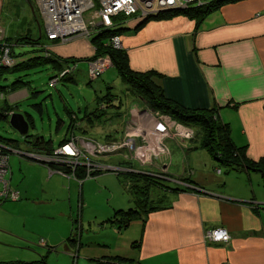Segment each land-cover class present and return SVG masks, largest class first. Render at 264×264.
Returning <instances> with one entry per match:
<instances>
[{"label":"crops","instance_id":"crops-1","mask_svg":"<svg viewBox=\"0 0 264 264\" xmlns=\"http://www.w3.org/2000/svg\"><path fill=\"white\" fill-rule=\"evenodd\" d=\"M137 22L129 20L118 34L129 67L155 71L152 79L163 94L184 106L214 108L236 145H245L253 159L264 156V0L227 1L199 22L184 14L150 18L136 27ZM69 40L72 38L62 42ZM46 42L63 57L86 56L63 54L54 50V42ZM14 98L7 97L9 101L20 97ZM137 107L133 120L143 118L140 108L144 106ZM145 123L137 125L145 128ZM163 148L156 160L164 173L192 185L183 186L168 177L171 185L151 186L154 207L142 210L121 229L109 224L115 236L113 231L103 233L107 234L104 241L96 242L103 248L92 257L119 255L137 264H264V182L260 173L247 169L234 171L240 176H217L222 170L214 171L215 162L195 139L169 135ZM96 173L86 177L103 176ZM103 174V187L110 185L107 180L113 176L125 193L108 202L107 213L135 206L130 191L134 182L129 179L130 184L125 185L128 177L123 173ZM86 177L70 176L81 185ZM76 199L80 217L83 201L79 191ZM81 225L78 240L68 242L77 247L94 244L90 238L83 242ZM216 226L226 228V241L205 237V231ZM111 238H115L113 242Z\"/></svg>","mask_w":264,"mask_h":264},{"label":"rangeland","instance_id":"rangeland-1","mask_svg":"<svg viewBox=\"0 0 264 264\" xmlns=\"http://www.w3.org/2000/svg\"><path fill=\"white\" fill-rule=\"evenodd\" d=\"M29 2L30 4L26 0H1L0 42L8 43L6 37L14 41L16 37H24L26 34L34 36V38L42 34L39 39L43 43L38 44V47L42 46L41 49H43L51 45L46 42L45 25L35 6V1L30 0ZM53 42L54 50L63 54L74 52L75 55H91L92 45L87 38L77 37L69 42ZM26 47L21 44L13 45L14 50L29 49ZM11 51L14 52L13 54L17 52ZM88 60L78 59L75 62V66L71 70L74 80L69 82L61 81L58 74L54 75L57 69L50 62L36 64L26 69L4 72L3 77L0 76V89L12 79L20 76L27 82L29 91H38L29 95V91L24 86H18L15 87L12 94L6 91L4 93L5 98L8 97L11 100H14V97H20L16 100L15 111L23 115L29 114L31 124L27 128L28 135H42L45 139H51L53 151L56 146H59L57 142L66 133V124L70 122L69 132L66 133L68 139L70 138L73 142V147L78 150V154L83 153L80 155L83 158L55 154V156L71 161L76 160V163L70 164L71 171L47 169L42 162L30 157V154H42L43 152L29 149L30 146L23 142V135L14 129L7 120H0V135L18 142V147H12L0 141L2 145L8 147L7 151L4 150L9 169L5 177L8 179L10 187L18 192L17 199L0 200V264H95V257H92V254L103 248L101 243L96 244V242L104 241L103 236L106 237L107 234L103 233L113 231L111 235L115 236V230L112 227L109 229L111 223L104 221L111 216L107 213L109 210L106 209L108 202L117 195H125L113 176L107 178L110 185L103 187V173L118 172L125 176L130 174L137 177L136 174L139 176L148 175L149 170L153 169L154 172L163 174L164 167L160 166L156 159L164 151L165 137L179 135L184 139H195L198 143V133L193 128L173 121L166 114H159L146 107L147 110L138 95L125 89L124 83L117 76L111 63L97 75L91 76L88 70ZM51 75L57 77L54 85L49 84ZM106 85H109L108 89L120 98L118 106L120 113L116 112L118 117L111 114L112 108L109 107L105 116L101 115L90 123L85 119L79 120V115L81 117L84 111L93 108L94 97L105 92ZM3 102L4 100L0 98V105ZM33 102H40L41 112H38L32 105ZM140 104L144 106V109L140 108L143 118L133 120L131 115L137 116L135 113L139 111L137 105ZM66 108L72 111L69 118ZM147 111L151 112L150 116ZM56 118L62 120L57 128H55ZM139 121L146 122L148 126L144 128L137 125ZM151 122L153 123L151 126L161 130L150 129L149 123ZM79 124L82 130L70 133L73 126ZM45 154L49 156L52 152ZM198 159L200 160V158ZM171 161H174V158ZM180 161L181 159L178 163ZM78 163L88 167L86 170L89 169V173L86 171L79 178L93 175L96 172L103 176L86 177L82 185L78 184L73 179L74 177L70 178L71 174L75 173L74 165ZM164 164L166 163L162 165ZM175 164L173 163V165ZM173 165L169 166V169H174ZM212 168L215 172L220 171L216 164ZM92 169H97V171L92 172ZM53 171H57L63 176L51 173ZM216 175L229 177L241 174L234 171L224 173L222 170L219 175ZM127 177L125 185L130 184V178ZM171 178L183 186L192 185V182L186 179L177 176ZM141 179L137 177V181ZM163 182L169 184L168 180H163ZM77 191L83 201L81 204L82 216L80 217L76 199ZM80 222H82L81 238L83 242L90 238L94 244L83 243L77 247L68 242L67 236L70 230L75 234L72 241L78 240L77 231ZM114 239L111 238V241L113 242Z\"/></svg>","mask_w":264,"mask_h":264},{"label":"trees","instance_id":"trees-1","mask_svg":"<svg viewBox=\"0 0 264 264\" xmlns=\"http://www.w3.org/2000/svg\"><path fill=\"white\" fill-rule=\"evenodd\" d=\"M30 1V0H28ZM227 1H236V0H207L204 4L199 6H190L187 8H176L170 10L160 11L154 15L147 16L145 18H139L136 27L142 25L144 22L148 21L150 18H165L171 17L177 14H184L191 19H194L196 22L201 21L204 16H206L210 11L219 7L221 4ZM126 24L123 23L124 26ZM117 26L110 29L101 30L98 34L94 35L89 41L92 45V52L89 56H61L54 52L49 45L48 47L42 46L38 47V44L41 45L43 41L39 38L42 36H31L26 34V36L16 37V39L11 40L9 37H6V41L12 47L13 45H24L29 47L27 50H14L12 47L11 50L17 51L15 54L12 52L13 56L16 57L15 61L11 64H4L0 62V76L3 77L4 72L13 71L16 69H26L30 66L50 62L57 69L55 76L58 74L61 81L69 82L73 81V74L70 71H64L59 74L63 69L74 64L78 59H92L97 56H105L109 59L111 66L115 69L117 76L124 83L125 89L131 93L138 95L144 102L145 106L152 111H157L159 114L168 115L173 121L179 122L182 125L188 126L196 130L198 133V145L206 150L211 159L215 162L223 172L228 171H243L247 169L256 170L260 173L262 180L264 182V156H261L257 159L249 157L246 153L245 145H236L230 135L227 123L221 121L214 108L206 107H187L177 101L165 96L163 94V89L161 86L157 85L152 76L156 74L153 70H143L137 71L129 67L127 63V57L125 51L120 47H113L109 42L108 38L114 35H118L123 29L127 26L121 27ZM53 42V41H52ZM45 43V42H44ZM26 47V48H27ZM51 75L49 78H51ZM24 86L28 91L27 82L22 79L20 76L12 79L7 85H3L0 89L2 95L0 98L4 102L0 105V120H7L9 114L12 111H15L16 101H9L5 98L4 93L12 92L15 87ZM106 91L101 95H96L94 97V106L89 111H84L82 116H78L79 120L85 119L87 122H91L94 119H98L99 116H105L107 113V108H112L111 114L116 116L118 111V106L120 104V98L108 88L109 85L105 86ZM38 92L37 90H30L29 95ZM32 105L41 112L40 102H33ZM10 109V110H9ZM71 110L66 108V113L69 118L71 116ZM117 114V115H118ZM110 115V116H112ZM109 116V117H110ZM118 117V116H116ZM24 118L27 121V124H31V118L28 113L24 115ZM69 120V119H68ZM8 121V120H7ZM62 123L60 118H56L55 128H57ZM70 122L66 124V133L69 132ZM81 131L82 127L79 125L73 126L70 133ZM64 134L61 139L58 140L57 145H61L63 142L68 140L67 134ZM30 137L29 139H27ZM0 141H3L5 144L11 145L12 147H18V142L15 139L7 138L0 135ZM23 142L27 143L31 150L38 152L51 153L52 152V141L51 139H45L42 135H28L27 133L23 134ZM8 150V147L4 145ZM133 160V159H131ZM42 162V161H40ZM44 163V162H42ZM45 164V163H44ZM46 167H49L53 170H62V171H71V165L67 162L53 161L46 164ZM55 168V169H54ZM75 173L72 175L74 178L82 177L86 172L84 164L78 163L74 167ZM97 169H92V172H96ZM155 170H149V174L137 175V177L142 178L140 181H137V177L134 175H126L130 177V181L133 183V198L135 206L129 207L126 209L115 210L110 217L106 220L109 223H114L117 229H121L126 225V223L138 216L142 210L154 207L155 199L149 195V188L151 186H168L163 182L169 176L164 173L154 172ZM160 172V171H158ZM89 173V169H88ZM118 173V172H117ZM91 175V174H90ZM85 177V176H84ZM77 178V179H78ZM167 181V180H166ZM75 236L74 232L67 236V239H73ZM95 264H137L133 263L130 259L122 257L119 255L113 256H101L94 259Z\"/></svg>","mask_w":264,"mask_h":264},{"label":"built area","instance_id":"built-area-1","mask_svg":"<svg viewBox=\"0 0 264 264\" xmlns=\"http://www.w3.org/2000/svg\"><path fill=\"white\" fill-rule=\"evenodd\" d=\"M46 29V39L49 41H65V39L87 38L90 40L101 30L110 29L127 23L131 19L145 18L160 11L199 6L207 0H34ZM1 3V0H0ZM113 47H120L119 35L111 36L107 39ZM13 47V46H12ZM8 43L0 42V62L11 64L16 57ZM110 63L105 56H97L88 60L89 73L91 76L97 75ZM75 63L63 69L70 71ZM57 77L49 78V84L54 85ZM2 93L0 92V96ZM93 142V141H92ZM94 143V142H93ZM7 149L0 143V200L9 198L17 199L18 192L9 185L5 174L8 169ZM90 152V151H89ZM87 153V152H86ZM51 154V153H50ZM55 154H65L67 156H80L78 150L73 147V142L66 140L51 155L33 154L38 160L48 164L53 161L76 163V160H69ZM89 154V153H87ZM81 157V156H80ZM83 158V157H81ZM47 169H50L47 167ZM88 171V169L86 170ZM205 237L213 242L225 241L229 233L223 226H216L205 231Z\"/></svg>","mask_w":264,"mask_h":264},{"label":"water","instance_id":"water-1","mask_svg":"<svg viewBox=\"0 0 264 264\" xmlns=\"http://www.w3.org/2000/svg\"><path fill=\"white\" fill-rule=\"evenodd\" d=\"M26 2L28 4H30V2L28 0H26ZM8 123L14 128L16 129L20 134H25L27 132V128H28V124L26 119L24 118V115L22 113L16 112V111H12L9 116H8ZM33 159L38 160L37 158L30 156ZM40 161V160H38ZM42 161V160H41Z\"/></svg>","mask_w":264,"mask_h":264},{"label":"bare ground","instance_id":"bare-ground-1","mask_svg":"<svg viewBox=\"0 0 264 264\" xmlns=\"http://www.w3.org/2000/svg\"><path fill=\"white\" fill-rule=\"evenodd\" d=\"M10 184V183H9ZM4 201V200H3Z\"/></svg>","mask_w":264,"mask_h":264}]
</instances>
